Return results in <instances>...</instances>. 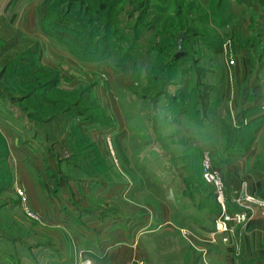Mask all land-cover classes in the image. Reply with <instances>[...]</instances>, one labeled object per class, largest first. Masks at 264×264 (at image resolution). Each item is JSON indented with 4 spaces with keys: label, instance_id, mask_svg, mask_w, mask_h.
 <instances>
[{
    "label": "rangeland",
    "instance_id": "1",
    "mask_svg": "<svg viewBox=\"0 0 264 264\" xmlns=\"http://www.w3.org/2000/svg\"><path fill=\"white\" fill-rule=\"evenodd\" d=\"M41 1L0 0V39L12 38L18 29L39 45L20 73L24 76L12 79L11 85L5 81L7 88L0 81V136L9 133L12 138L13 133L18 137L22 135L19 131L39 122L33 117L54 119L58 112L73 106L105 121L103 126L89 125L80 115H72L68 125H75L72 130H77L74 139H82L80 148L70 149L62 139L55 142L54 151L63 145L62 156L70 162L74 157L83 165L81 178L93 182H89L91 187L96 186L91 199L112 205L113 216L120 213L121 200L135 208L122 213L119 221L127 219L126 230L114 235L119 234L125 241L128 234L140 237L150 233L149 239H144L150 263L204 264L199 240L191 238V234H199L202 225L211 226L212 204L202 199L213 195L215 188L203 176L204 154L211 165L223 169L231 157L253 147V143H247L248 135L254 133V119L248 116V110L253 108L243 111V105L255 102L240 95L244 89L261 93L264 90V51H255L248 42L251 37H259L260 11L254 14L237 0H54L42 24L46 29L61 27L93 53L87 63L96 68L84 70L79 67L84 62L66 42L37 27ZM187 4L191 7L185 13ZM222 9H226L225 19L220 23ZM261 33L264 46L262 29ZM242 48L243 59L248 63L238 74L236 57H240ZM13 52L10 49L4 55ZM37 68L45 69L41 73L44 80L53 82L46 95L31 98L29 103L15 101L25 94L20 92L24 87L22 79ZM243 71H249L245 79ZM205 86L209 95L206 112L198 104L199 92ZM86 98L93 99L95 109L85 108ZM260 129H255L254 135ZM10 137L9 146L4 142L7 153L0 159V174H10L13 180L15 170L25 168L24 161L30 155L28 149ZM41 140L45 141L43 135ZM99 182L106 183L105 187H97ZM13 187L10 194L0 192L1 200L20 201L21 208L9 210L13 219L21 226L32 221H39L38 228L45 226L41 215L29 206L24 189L17 184ZM86 187L91 189L87 184ZM162 204L174 215L177 229L170 230L159 221ZM139 222L143 224L138 225ZM233 224L237 223H230L231 231ZM118 237L106 242L103 249L111 250L121 242ZM140 261L149 264L144 259L132 260L130 264Z\"/></svg>",
    "mask_w": 264,
    "mask_h": 264
},
{
    "label": "crops",
    "instance_id": "2",
    "mask_svg": "<svg viewBox=\"0 0 264 264\" xmlns=\"http://www.w3.org/2000/svg\"><path fill=\"white\" fill-rule=\"evenodd\" d=\"M240 52V57H236L238 74L240 70H245L244 63H248L243 59L245 49L242 48ZM79 67L85 70L92 66L91 63L84 62ZM248 72H242L244 79ZM240 96L251 98L255 102L247 106L244 102L243 105V111L253 108L251 111L248 110V116L255 122L253 132L255 133L257 128L260 129L262 123L263 126L258 131V135L252 132L253 134L250 133L247 137V143L249 142L250 145L253 143V147L246 153L231 157L223 169L221 168L226 190L225 199L228 206L232 207V198L237 190L264 196V90L261 93L256 89H244ZM239 101L242 102V99ZM57 114L54 119L40 120L27 130L19 131L18 133L22 135L19 134L18 137L12 133L15 143L28 149L30 156L24 161L25 168L15 170V178L6 186L4 192L10 194L15 184L24 189L29 206L41 215L45 226L40 225L38 228L39 221H32L31 224L23 227L16 220L11 225L13 231L2 232L3 236L0 237V264H79L82 260L89 261V264H126L135 259L148 261L150 257L144 243L149 239L150 233H144L140 237L128 234L129 236L124 238L125 241L122 240V236L118 237L123 229L126 230L125 226L128 222L127 219L119 221L123 218L122 213L127 214L130 208L132 210L135 208L121 200L120 213L113 216L110 211L114 209L112 205L108 207L101 199H91L90 193L96 186L91 187L93 182L89 181L91 182L89 183L81 178L84 175L83 165H79L74 157L72 162L67 159L68 157H63L61 154L63 145L59 151H54L53 147L57 140L63 139L64 143L67 141L70 149H77V146L80 148L81 144V141L74 139L77 130L73 131L72 127L75 125L71 127L68 125L70 114L65 111ZM117 126L120 127L118 123ZM92 129L95 130L96 127ZM50 132L55 135L52 136ZM41 135L45 144L41 140ZM3 136L8 143L11 135L4 133ZM86 184L91 189L87 190ZM95 185L101 188L105 187L106 183L99 182ZM86 191L87 193L89 191V194ZM83 194L85 198L81 199L80 195ZM6 203L8 211L10 209L13 211L15 206L21 208L18 200L6 201ZM96 208L100 211H95ZM102 208L105 211H102ZM158 210L159 221L161 220L165 227L170 230L178 228L177 220L167 205H160ZM185 223L184 220L182 225ZM142 224L139 222L138 225ZM209 224L210 227L202 225L198 235L191 234L192 239L199 240L204 264H264L263 215L253 214L246 221L233 224L232 231L227 234L225 241L222 240L221 234L212 235V220ZM22 229L24 231L17 236ZM114 233L119 234L114 235ZM116 237L121 239V242L109 251L104 250L105 243ZM148 263L157 264L149 261Z\"/></svg>",
    "mask_w": 264,
    "mask_h": 264
},
{
    "label": "trees",
    "instance_id": "3",
    "mask_svg": "<svg viewBox=\"0 0 264 264\" xmlns=\"http://www.w3.org/2000/svg\"><path fill=\"white\" fill-rule=\"evenodd\" d=\"M54 0H42L41 4L37 10V27L41 30H43V32H45L46 34H49L51 37H53L56 40L62 41V42H66V46L68 48H71V51H73L74 53H76V55L80 58V60L82 62H87V58H90L92 56L93 53L87 51L84 47L81 46V44L79 45L77 43V37L73 36L71 37V35H69V33H66L67 31H65L64 29H62L60 27V29H46L44 27V25L42 24V20L44 15L47 12L48 7L50 6V4L53 2ZM183 3V1H181ZM181 2H179L180 4H182ZM237 2L243 3L245 6H248L252 12L255 14L256 12L260 11V23H259V32H258V36H262L259 35L261 33V29L262 32L264 31V0H237ZM220 6V4H219ZM191 7L190 4L186 5V9H185V13H187V11L189 10L188 8ZM225 10L226 9H222V17L220 19V23L224 22L225 19ZM100 14H102V12H99ZM103 14H106V11L104 10ZM262 34V33H261ZM12 38L8 37L7 39H0V57L4 56L1 60H0V81H2V83L5 85V88H7L5 81L11 85L12 79L15 80V78L18 77H22L25 74H20L22 71H25V67L26 64L29 63L30 59L33 57V55L37 52L38 50V43L36 41H34L33 39L22 35V33L17 29L16 31H14V34L11 36ZM258 37H251L248 39V42L253 46L254 50L257 51L259 50H263L264 51V46L261 45V39ZM101 52H104V46L101 47ZM10 49H14V52L8 56H5L4 54L8 52V50ZM100 54V52L98 53ZM17 62H16V61ZM16 66H15V63ZM118 64V63H117ZM13 66L12 71L10 72V74H8V69L10 67ZM118 65H121V63H119ZM122 67V66H121ZM43 71H46L43 68H37V69H33L32 71L29 72V74H27V78L22 79L23 83L21 84L22 86H24L23 88H21L22 94L21 96H19V98L15 99V101H25L27 103L30 102L31 98H39L41 99L43 96L46 95V91L48 90L49 86L53 84L52 81H50L51 79L45 81L43 78ZM42 73V75H41ZM202 75V74H201ZM162 82H165V80H162ZM52 82V83H51ZM19 85V84H18ZM244 89V88H243ZM158 94H161L158 93ZM69 98V96H68ZM79 99V97H78ZM88 101L87 103V107L85 108H89V109H95V105H94V101H92L93 99L89 100L88 98H86ZM77 101V100H76ZM201 107V109L203 111L206 112V110L209 107V95H208V87L205 86L200 92H199V103H198ZM74 105V104H73ZM72 105V106H73ZM34 107V105L31 104V108ZM28 109V106L27 108ZM68 110V111H67ZM64 111V110H63ZM65 111H67L70 116L72 115H80L81 120L85 121L86 124H99V125H105V121L102 122L101 119H97L98 117H93L88 111H81L79 108H75L74 106L71 108H67L65 109ZM183 111V110H180ZM32 114V113H31ZM34 120L40 121L42 119H38V117L36 118H32ZM1 134V133H0ZM3 136H0V159H2V156L5 158L6 156V145H5V140H2ZM4 139V138H3ZM82 139L79 138L78 142L81 141ZM3 152V153H2ZM3 158V159H4ZM216 165V163H215ZM220 166V165H219ZM219 166H214L211 165L210 169L211 170H217L220 172L221 175V179L223 182V186L225 187V183H224V178L223 175L221 174V168ZM12 181L11 175L9 174L8 176L4 177L3 175L0 174V192H3L4 189L6 188V186H8ZM213 187V186H212ZM214 190V187H213ZM239 190L236 191V193ZM214 192V191H213ZM202 200H207L208 202H211V206L212 209L209 210L210 212V219L213 221L215 220V217L218 216L220 214V206L218 201L216 200V194L215 192L213 193V195H204ZM7 203L4 200L0 199V237L3 236V233H8L13 231V229H11V225L14 224V222H16L15 220L12 219V216L9 214L8 209L6 208ZM225 206L227 207L228 210H233L234 208L232 206H228V203L226 202L225 199ZM3 217V218H1ZM183 218L186 219V216ZM13 228V226H12ZM213 229V226H212ZM3 232V233H2Z\"/></svg>",
    "mask_w": 264,
    "mask_h": 264
},
{
    "label": "built area",
    "instance_id": "4",
    "mask_svg": "<svg viewBox=\"0 0 264 264\" xmlns=\"http://www.w3.org/2000/svg\"><path fill=\"white\" fill-rule=\"evenodd\" d=\"M232 62V61H231ZM204 170L203 176L208 181L211 182L215 188L216 200L221 206L220 214L215 220V231L213 234H228L231 232L230 223H242L250 215L254 213H259L264 216V196L253 195L244 192L236 193L232 198L233 204L236 208L233 210L226 209L225 197H224V186L221 179L220 172L217 170H211V164L208 161V157L204 154L203 162ZM227 237H223L222 240H226ZM82 264H89L88 261ZM130 264V263H126ZM135 264H145L143 261L136 262Z\"/></svg>",
    "mask_w": 264,
    "mask_h": 264
},
{
    "label": "water",
    "instance_id": "5",
    "mask_svg": "<svg viewBox=\"0 0 264 264\" xmlns=\"http://www.w3.org/2000/svg\"><path fill=\"white\" fill-rule=\"evenodd\" d=\"M182 36H183V34L181 33L179 36L178 42H177V45H178V51L177 52H180V42H181Z\"/></svg>",
    "mask_w": 264,
    "mask_h": 264
}]
</instances>
